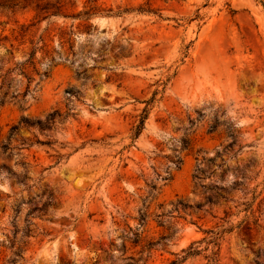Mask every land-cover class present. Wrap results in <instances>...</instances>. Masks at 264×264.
Instances as JSON below:
<instances>
[{"label": "rangeland", "instance_id": "374dc122", "mask_svg": "<svg viewBox=\"0 0 264 264\" xmlns=\"http://www.w3.org/2000/svg\"><path fill=\"white\" fill-rule=\"evenodd\" d=\"M262 3L0 0V264L25 219L32 234L15 264H127L168 224L173 238L145 264L177 261L189 247L199 254L181 264H264V215L256 227L242 212L254 193L257 217L264 200ZM54 111L69 116L8 138L21 119ZM228 131L234 146L223 153ZM215 184L228 201L208 208L200 185ZM48 195L54 203L26 217ZM178 201L187 208L173 211Z\"/></svg>", "mask_w": 264, "mask_h": 264}, {"label": "trees", "instance_id": "16d2710c", "mask_svg": "<svg viewBox=\"0 0 264 264\" xmlns=\"http://www.w3.org/2000/svg\"><path fill=\"white\" fill-rule=\"evenodd\" d=\"M262 6L264 8V4L263 3H262ZM137 11L138 12H146V13H148V12L150 13L151 12V11L143 10L141 8L138 9ZM84 15H86V13ZM193 20H200V15L196 14ZM187 50H188V47H185L184 48V55L185 56H186ZM44 76L46 77L45 74H44ZM30 82L31 81H29V83ZM29 92H31V90L29 89V87H27L25 92H24V94H23V96H25ZM65 93L68 94L69 97H71L72 95H75V93L71 89L66 90ZM158 94H160V92L155 91L152 94L151 98L148 101L144 102L145 107L142 110L141 114L139 115L138 122L133 127L132 132H131V140L132 141L134 139H136L140 135V133H141V131L143 129L144 123H145V121H146V119L148 117L149 109L157 101L156 97H157ZM63 116L64 117L69 116V112H66L65 115H64L60 111H54V112H52V113H50V114H48L46 116L44 122H41L40 120H30L28 118H23V119H21L19 121V123L17 125H14V126L11 127V129L9 131L8 138L12 137L13 133H15L18 130V126H20V125H23V126H26V127H38L41 131L49 130L50 128L55 127L56 124L58 122H60V120L63 118ZM209 132H212V129H210ZM228 132H229L228 133L229 134L228 137L231 139V141H230L229 144H227L223 148V153L226 152V151H230L232 149V147L234 146V135L230 131H228ZM36 144L46 145L47 143H43V142L37 141ZM183 144H186L185 141H183ZM7 149H8L7 144L3 143L2 146H1V150L3 152H5ZM215 157L218 158L219 154L217 153ZM203 161L204 160H202L201 162L197 161V163H202ZM207 163L208 164H213V160L212 159L207 160ZM197 167L198 168L196 169L195 174L193 175V179L195 181H197V182H200L201 175H202V171L200 170V164ZM164 180H166V179H164ZM237 187H238V184L235 183L232 186L231 190H235ZM150 188H151V190H154V186H151ZM200 188L204 189L205 192H208V195H206L205 201H204V205H206L208 208H210L211 206H214V205H218V204H220V202L226 203L228 201V199L226 197L227 191L223 187H219L217 184H215L213 186L200 185ZM145 200L146 199H144V201ZM254 202H255V196H254V193H253L252 196H251V202L250 203L249 202H245V203L242 204V206L244 207L242 212L252 216L253 219H254L253 220V225H255L256 227H260V225H259V223L261 222L260 218H261L262 215H264V200L261 199L258 202V204H257V212L259 214L257 217H254V215H253V213H254V211H253ZM53 203H54V201L52 200V196L48 195L47 202L44 203L39 209H34L30 213H28L26 217H28L32 212L45 211V209L49 205H52ZM202 207H203V205L201 204V205H197L195 208L197 210H200ZM179 208L185 209L187 207H185L182 204L181 201H178L176 206H174L172 210L175 211V210H178ZM15 212L17 214V210ZM146 218H147L146 212H144V211L142 212L140 210L139 211L138 221L140 223H142ZM156 218L158 219V226L159 227H163L164 222H165V221H163V215H158V216H156ZM244 223H245V219L240 221V222H238L235 227L230 226L226 231H223V233L224 232L231 233L234 228L239 229ZM247 229H249V228H247ZM164 230H165V233L163 235H160L157 240L149 241L145 245L143 250L138 253V255H139L138 258H134L132 256L127 258L126 259L128 261L127 264H138V263L145 264L147 262V260L149 259L150 255H151V252H152L154 247H156L160 242L168 243L173 238V236H174V234L176 232V229L173 226V224H168ZM14 234H16V230L14 231ZM31 234H32V231H31V228H30V224L25 219V226L22 229V238H23V240L20 241L19 244H17V247L13 251V257L8 260V264H15V262L17 260L22 259V253L25 250L24 249L25 246H27V244H28L27 240H25L24 238H29ZM217 235L218 234H216L214 236H217ZM130 239L132 240V243L134 245H137L140 242L139 236L135 232H133V233L131 232ZM213 242H215V238H213V240L211 241V243H213ZM124 248H125V246H124ZM183 254L184 255L179 260L172 261L169 264H181L184 261H186L187 259L197 256L199 254V251L193 249L192 247H189L187 250L183 251Z\"/></svg>", "mask_w": 264, "mask_h": 264}]
</instances>
